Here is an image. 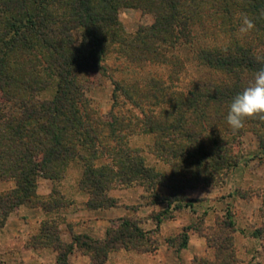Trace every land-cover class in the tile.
<instances>
[{
  "label": "trees",
  "instance_id": "trees-1",
  "mask_svg": "<svg viewBox=\"0 0 264 264\" xmlns=\"http://www.w3.org/2000/svg\"><path fill=\"white\" fill-rule=\"evenodd\" d=\"M122 9L140 10L154 22L127 37L119 20ZM242 14L255 24L243 37ZM198 37L212 42L194 53L210 73L189 91L160 78L114 82L111 112L103 117L93 108L91 79L105 73L104 61L115 47L131 64L170 66L173 75L184 70L176 48L193 45ZM257 56L264 57V0H0V181L15 183L0 197V226L23 205L41 206L49 214L60 210L62 200L38 199L37 182L59 181L76 163L83 170L79 190L88 195V210L116 208L109 193L133 185L167 193H149L151 201L128 208L131 213L165 208L149 217L154 229L146 231L142 219L130 216L114 222L103 240L78 235L64 243L56 221L48 220L34 248L52 247L56 264H70L75 249L90 264H108L109 254L121 250L155 254L161 225L192 207L183 190L225 176L244 131L255 134L264 161V122L247 121L237 134L226 123L232 99L264 67ZM128 104L137 115L123 110ZM134 135L154 137L149 153L169 165L167 175L130 146ZM225 228L237 232L230 212ZM189 230H183L180 243L175 238L166 243L180 253L188 246ZM232 249L229 236L216 251L234 260Z\"/></svg>",
  "mask_w": 264,
  "mask_h": 264
},
{
  "label": "rangeland",
  "instance_id": "rangeland-1",
  "mask_svg": "<svg viewBox=\"0 0 264 264\" xmlns=\"http://www.w3.org/2000/svg\"><path fill=\"white\" fill-rule=\"evenodd\" d=\"M119 20L122 32L127 37H133L141 28L151 26L154 22L152 15L143 13L137 9H122L119 14ZM197 34L198 36L200 35L198 29ZM211 44V41H205L201 37H198L193 45H179L175 50V54L183 62L184 70L181 72L173 71L176 72L173 75L171 74L172 70L170 66L158 64L136 66L135 64H131L118 53L115 47L113 52L104 61L103 67L105 73L98 74L96 80L91 79L92 85L88 92V98L99 115L105 117L111 112L114 104V82L125 85L133 82L146 84L152 78H160L168 83H174V86L186 93L194 81L206 77L210 73L208 69L201 67L197 63L194 59V53L199 48H207ZM51 97L50 93L45 98L50 99ZM123 101L121 98L120 102L122 103ZM123 107H125L123 108L124 111L130 109L131 114H138V111L131 109L130 104ZM128 141L132 148L141 150L148 166L153 167L164 175L170 172V167L167 163L149 153V147H152L154 144L153 136L134 135ZM232 155L234 161L232 162V167L226 170L227 174L225 176L222 175L218 181L206 184L192 183L189 188L183 190L182 193L186 194L189 200L188 203L192 207L174 214V221L176 222L174 225L176 226L171 228V230L169 229V232L164 231L167 234H164L166 241L175 238L177 239V243L182 241V232L187 229H191L189 230L190 234L204 237L206 240V254L198 257L201 259L199 261L200 264H264V161L259 157V144L252 131H244L242 133L234 144ZM82 171L81 165L76 163L70 164L61 180L52 181L53 193L80 191L79 180ZM43 179L38 180L37 188L39 182ZM64 182L72 185L70 189L72 191H64L62 184ZM183 187L182 185L181 188L183 189ZM129 189L132 190L131 193H144L142 198L145 200L141 202L144 205L151 201L149 193H167L162 189H158L157 192L148 191L140 185H133L129 188H115L110 193L115 190ZM176 191H179V188ZM53 198L61 200L57 194ZM63 204L65 203L62 202ZM164 208L165 206L152 207L151 211L158 212ZM153 212L150 213L152 214ZM228 212L233 215L237 231L235 233L225 228ZM56 213L58 211H53L50 217H52L51 221H56L57 225H59L61 222L59 221V217L54 219ZM136 218L143 220L145 230L152 227V224H147L146 218H139V216H136ZM192 230H195V232ZM229 236L233 244L234 260L228 258V252L216 251L219 244L223 241L225 242V239ZM155 237L160 246V240L162 239L160 230ZM36 243L38 242L34 238L32 242L28 243V246H34ZM49 248L52 249V247ZM12 251L20 252L21 248L15 247ZM0 264L33 263H26L18 260L16 257L0 255Z\"/></svg>",
  "mask_w": 264,
  "mask_h": 264
},
{
  "label": "crops",
  "instance_id": "crops-1",
  "mask_svg": "<svg viewBox=\"0 0 264 264\" xmlns=\"http://www.w3.org/2000/svg\"><path fill=\"white\" fill-rule=\"evenodd\" d=\"M64 191L71 189L70 183H62ZM15 189L13 182H0V197ZM136 190V189H133ZM72 191V190H70ZM132 190H115L109 196L116 200L117 207L91 211L87 209L88 195L81 191L73 193H57L63 204L58 210L55 218L59 217L58 230L62 242H70L72 236L86 235L92 239L103 240L107 237L108 231L113 223L122 218L139 216L146 218L147 224H152L150 229L155 228L154 222L149 219L152 207H141L136 215L128 208L138 207L142 202L144 193H131ZM38 199L42 202H50L56 193L52 190V181L43 179L39 182L37 193ZM51 214L47 213L40 206L23 205L17 208L6 220L0 229V255L16 257L26 263L33 264H56L57 252L49 247L41 249L28 246V243L40 234L43 224L51 220ZM53 219V220H54ZM174 220L165 221L160 227V246L157 252L141 254L133 251L121 250L112 252L108 257V264H193L195 258L206 254V240L197 234H190L188 246L180 253L169 247L165 240V232L174 228ZM144 228V227H143ZM165 231V232H164ZM167 235V234H166ZM20 247V252H13V248ZM70 264H90L87 256L75 249L69 258Z\"/></svg>",
  "mask_w": 264,
  "mask_h": 264
},
{
  "label": "clouds",
  "instance_id": "clouds-1",
  "mask_svg": "<svg viewBox=\"0 0 264 264\" xmlns=\"http://www.w3.org/2000/svg\"><path fill=\"white\" fill-rule=\"evenodd\" d=\"M254 29V21L247 14H242L238 29L240 35L246 36ZM256 61L264 64V57L257 56ZM250 120L264 122V67L256 71L252 81L232 99L226 115V123L233 134L239 133Z\"/></svg>",
  "mask_w": 264,
  "mask_h": 264
}]
</instances>
